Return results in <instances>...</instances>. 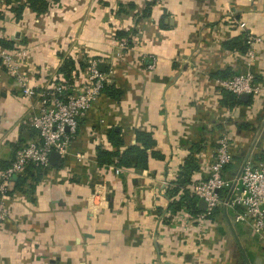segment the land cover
Masks as SVG:
<instances>
[{
    "label": "crops",
    "instance_id": "1",
    "mask_svg": "<svg viewBox=\"0 0 264 264\" xmlns=\"http://www.w3.org/2000/svg\"><path fill=\"white\" fill-rule=\"evenodd\" d=\"M263 1L165 0L151 5L134 0H46L43 13L24 5L17 15L14 7L23 0H4L0 38L26 50L21 69L33 86L60 77V54L68 52L74 39L84 40L86 55L98 59L97 68L103 62L107 72L103 58L115 57L105 53L100 28L125 29L123 17L116 14L122 9L134 27L137 17L131 15L141 12L146 18L139 25L146 34V51L157 55V63L147 71L116 60L115 87L121 90V98L99 97L80 119L68 154L59 165L43 168L42 177L29 185L30 191L24 192L28 178L23 190L12 179L6 199L8 216L0 224V264H264V237L248 224L234 221L233 211L218 207L212 216L198 219V214L172 211L165 193L169 184L177 185L176 177L191 154V178L207 175L222 107L234 113L227 128L233 159L224 167L225 177L235 175L248 156L264 160V126L250 129V123H259L252 109L259 110L263 104L249 95L246 101L228 106L209 90L215 89L211 82L219 78L215 72L226 76L233 71L242 52L238 42L243 30L229 22L224 27L220 20L228 21L237 13L247 29L264 33ZM94 17L95 22L90 21ZM234 39L237 47L228 48L225 43ZM254 47V69L262 72L264 46ZM136 57L128 51L125 59ZM3 69L0 92L6 95L0 96V165H8L14 145L22 144L23 130L34 134L24 121L35 109ZM205 124L214 131H200ZM110 127L123 136L120 150L136 144V129L150 132L161 157H149L146 169L99 166L96 148H114L107 138Z\"/></svg>",
    "mask_w": 264,
    "mask_h": 264
},
{
    "label": "built area",
    "instance_id": "2",
    "mask_svg": "<svg viewBox=\"0 0 264 264\" xmlns=\"http://www.w3.org/2000/svg\"><path fill=\"white\" fill-rule=\"evenodd\" d=\"M4 0H0V9ZM26 55L23 48L0 46V64L14 79L24 97L32 100L35 112L26 120L27 129L33 131L28 139L15 148L9 164L0 168V224L7 218L9 183L19 175L28 163L41 168L50 167V154L57 152L61 159L68 154L76 137L79 121L85 117L95 102L103 95L105 84L102 72L94 62L85 80L74 85L67 81L48 82L42 87L28 82L21 69ZM220 90L236 95L257 93L260 88L252 83V76L218 78ZM233 159L229 135L220 136L214 158L207 165V175L197 178L188 185L189 194L203 199L205 209L198 219L212 216L220 207L225 212L233 211L236 222L248 224L258 235L264 237V160L246 157L232 177H225L224 167ZM119 172V168L115 167Z\"/></svg>",
    "mask_w": 264,
    "mask_h": 264
},
{
    "label": "rangeland",
    "instance_id": "3",
    "mask_svg": "<svg viewBox=\"0 0 264 264\" xmlns=\"http://www.w3.org/2000/svg\"><path fill=\"white\" fill-rule=\"evenodd\" d=\"M134 1H136V2L141 1L142 4L151 3V5H153L155 3L164 2L165 0H134ZM125 13H127L125 9L118 10V12H116V14L118 16L123 17L122 21L125 25V27H124L125 29H123V27H120L122 29H118L119 27H116L115 25L108 27L106 24H105L106 26L103 29L100 28L101 29L100 34L103 36L104 46L106 48L105 53H107L109 51L108 53H112L111 56L114 54V57H115L114 59L113 58L111 59L109 57L103 58V59H106V61L108 63L107 72H103V74H102V76L104 78V82L107 84L115 85L117 83L116 82V80H118V77L116 76V63L117 62H115V61L118 59L120 61H122L123 63H127L128 66H134L137 68L141 67L147 71L154 70L156 68V63H157L156 57H157V55L153 52L146 51V44H145L146 34L144 32V27L139 25V22L141 20H144V19L146 20V18H142L141 12H140V15H136V14L131 15V18L137 17V20H136L137 24L134 27L133 25H129L130 24L129 20L126 19V17H128V16H126ZM234 13H235V11H234ZM91 20L95 22L96 18L95 17L90 18V21ZM220 21H221L220 24H222L223 26L229 22L230 24L235 25L232 28L238 27L239 28L238 30H240V29L243 30L242 31V38L238 43L240 44V46H243L246 43L249 45V48L246 50V52L243 53V52L239 51L238 58L235 61L236 63H234V64H237L238 66L233 71H228L226 76L222 77V78H228V77L233 78V77L237 76V77L245 79L248 74H250L252 76V83L255 86H258L260 88L259 89L260 92L252 93L249 95H251L252 100H254V99L256 100V101L254 100L255 103L263 104V106L259 110H256V111L252 109L251 115H255L256 118H258L257 120L259 123L257 122L258 125L255 123H250V126H251L250 129L253 131L259 130L262 126H264V71L257 72L254 69V64L257 60L256 54H255V51H257V50L254 46H256L257 44H260V43H262V45L264 46V33H258L256 31H253V29L251 27H250L251 29H247V23L241 21V19L238 18L237 13H235L231 17V19L229 18L228 21H224V20H220ZM89 24H91V23H89ZM92 24L89 26V28H94V25H92ZM119 32H120V34H119ZM191 44L192 43H190V45ZM92 45H94V44H90V49H92V47H91ZM186 45H189V44H186ZM86 47H87V45L85 44L84 40L81 41L78 39H74L69 44V48L67 49L68 52L62 51V53L60 54L61 57H60V63H59L58 68L60 69L61 66H64V68L67 70L65 72H68V70H69V72H68L67 76L63 72L60 73V77L58 79H56V81H64L65 80V81H67L68 85H74L75 81L78 79V77L81 74L83 75L82 76L83 78H81V80H85V78L89 74V68L91 67V65L96 61L98 62L97 58H95L89 54L86 55V53L84 52L86 50ZM128 51H131L132 54L134 52V54L137 55V57L131 61H127L125 58H126ZM189 62L191 64L192 60H190ZM123 63H121V65ZM0 69H3L1 65H0ZM126 70L124 69L123 72H125ZM4 71L7 72L6 70H4ZM7 74H8V72H7ZM125 76H126V74L124 73V75L122 77L126 78ZM10 78H12V77L10 76ZM217 79L218 78H215L211 82V83H213V85H215V89L214 90L209 89V90H212L211 94L213 93V95L216 98L221 99L222 95L219 92L220 88L217 85ZM53 80H55V79H53ZM121 80H122V78H121ZM27 100H29V99L27 98ZM247 111L248 110H246L245 112H247ZM232 114H234V113L230 112L226 107H222V111L220 112L221 117L217 120V123H216L217 131H215V132H216L217 138H216V141L214 142V145L218 144L220 136L227 133V128L230 126L229 124L231 123L230 116ZM238 122H240V121H238ZM235 125H236V123H235ZM238 126H239V123H238ZM200 131L206 132V133H208V132L212 133V131H214V128L212 126L210 127L207 124H205ZM202 142H203V140H201L199 142V144L197 143L199 150L202 148ZM137 173H139V172H137ZM25 174H26V172H25ZM189 179H190V181L188 180V182H186L184 185H179V186L170 185V184L168 185V187L165 189V193L167 192V198H169V200H168L169 203L174 201V200L179 199V197L183 193L182 189L184 188V189L188 190V185L193 180H196V179H193L191 177H189ZM26 184L27 185L24 186L26 188V190L24 192L30 191V189H31V187L29 185L32 184V180L29 177H28V181ZM176 187H178L179 190H175ZM18 189L23 190L24 188H18ZM169 208L172 211H186V212H188L183 207L180 209H177V210H173L171 207H169ZM187 223L188 222H186V221L184 222L185 225H187Z\"/></svg>",
    "mask_w": 264,
    "mask_h": 264
},
{
    "label": "trees",
    "instance_id": "4",
    "mask_svg": "<svg viewBox=\"0 0 264 264\" xmlns=\"http://www.w3.org/2000/svg\"><path fill=\"white\" fill-rule=\"evenodd\" d=\"M24 5H27L36 14L43 13L47 9L46 0H23V3L18 4V7H14L17 15L20 14ZM236 42L237 41L234 39L226 42L225 44L228 48H234L237 47V44H235ZM0 45L9 48L11 47V41L0 38ZM248 46L249 45L247 43L243 46H239V50L245 52L248 49ZM65 71L67 70L64 68V66H61L60 72L65 73L67 76L69 70L68 72ZM215 75L219 76L220 78L225 77L222 71L215 72ZM221 92L222 102H224V104L233 106L236 103H241L240 95H236L226 90H222ZM102 93L115 100H119L122 96L121 90L115 87V85L107 83L103 85ZM134 134L136 144H130L125 149L120 150L118 147L124 142L123 136L121 135L120 130H116L114 127H110L107 131V138L109 142L114 146V148L104 149L97 147V164L99 166L114 164L125 168L132 167L135 169H146L148 167L149 157H161V154L154 149L156 141L152 137L150 132L136 129L134 131ZM24 141V138H20V143H23ZM17 147V144H15L14 149ZM6 166L7 165L3 163L2 165H0L1 168H4ZM193 167V155L191 154L187 157L184 168L178 173L176 177L175 182L177 183V186L184 185L186 182H188V180L190 181L189 177H191V170L193 169ZM43 173V168L33 163H28L25 166L24 173L21 175H17L12 179L16 187L22 188V185H24L28 177L35 183L42 177ZM183 189V193L179 197V199L170 202L169 207H171L173 210H177L183 207L192 215L199 214L201 210L199 209L198 198L189 194L187 189ZM175 190H179L178 187H176Z\"/></svg>",
    "mask_w": 264,
    "mask_h": 264
},
{
    "label": "water",
    "instance_id": "5",
    "mask_svg": "<svg viewBox=\"0 0 264 264\" xmlns=\"http://www.w3.org/2000/svg\"><path fill=\"white\" fill-rule=\"evenodd\" d=\"M171 22V20H170ZM98 69L103 72L104 71V63L103 62H99L98 64ZM6 93L1 91L0 92V96H5ZM240 98L242 101H246L249 98V94L248 93H242L240 94ZM30 136V132L28 130H23L22 132V138H24L25 140L28 139ZM61 163V158L59 156V154L57 152H52L50 154V164L51 165H59ZM198 205H199V209L200 210H204L205 209V202L203 199H198Z\"/></svg>",
    "mask_w": 264,
    "mask_h": 264
}]
</instances>
